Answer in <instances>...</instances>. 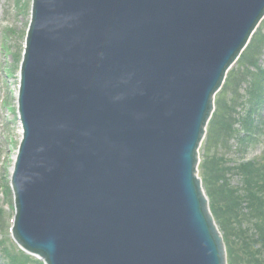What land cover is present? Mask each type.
I'll return each mask as SVG.
<instances>
[{
  "label": "water",
  "instance_id": "95a60500",
  "mask_svg": "<svg viewBox=\"0 0 264 264\" xmlns=\"http://www.w3.org/2000/svg\"><path fill=\"white\" fill-rule=\"evenodd\" d=\"M264 0H32L13 233L46 264H226L197 178Z\"/></svg>",
  "mask_w": 264,
  "mask_h": 264
},
{
  "label": "rangeland",
  "instance_id": "374dc122",
  "mask_svg": "<svg viewBox=\"0 0 264 264\" xmlns=\"http://www.w3.org/2000/svg\"><path fill=\"white\" fill-rule=\"evenodd\" d=\"M31 3L32 0H0V238L3 240L0 243V264H8L11 259L13 262H24V257L13 255L10 242L14 206L10 168L14 164V156L22 136L19 133L17 92ZM256 59L251 67L244 65L240 68L236 64L230 70L234 77H227L215 97L213 115L199 148L198 172L200 179L204 180L202 187L205 194H208L207 187L210 185L208 179V186L206 185L202 171L207 172L208 168L210 175L214 174L215 177L213 186L211 185L216 192L212 194L214 199L207 196L209 207L215 213L217 226L224 239L225 255L229 264H264V246L259 240L255 241L258 232L248 214L252 212L263 219L264 204L253 200L245 202L247 188L242 182L244 175L233 165L239 166V163L257 159L264 154V91L260 104H254L256 100H249L250 90L252 94L259 91L253 82L255 75L264 74V46ZM257 165L264 172V155ZM227 198H232L239 205L237 211L234 210L239 216L232 218L225 226L220 216L228 219L235 215L230 209L231 203L227 205ZM246 241L249 242V248L244 245ZM251 253L257 255L253 260ZM26 264L43 263L36 257H28Z\"/></svg>",
  "mask_w": 264,
  "mask_h": 264
},
{
  "label": "trees",
  "instance_id": "16d2710c",
  "mask_svg": "<svg viewBox=\"0 0 264 264\" xmlns=\"http://www.w3.org/2000/svg\"><path fill=\"white\" fill-rule=\"evenodd\" d=\"M262 26H261V28H259L257 30L256 33H254V35L252 36L248 46L242 52V54H241V56L237 62V67L241 68L244 65H245V67H251L255 63V61L257 60L256 59L257 54L260 53V50L264 46V33H262ZM254 59H255V61H254ZM231 72L228 73V79H229V77H231V78L234 77V74H231ZM253 82L257 86L256 88H259V91L255 92V94H252V92L250 90L249 100H251V99L253 101L256 100L254 102V104H257V102L260 104V102L262 101L261 95H263V91H264V74L255 75ZM256 88H255V90H258ZM249 124L250 123L248 122L247 125L249 126ZM233 165H236L235 167H238L239 170L244 175V181L242 180V182L245 185V187L247 188V191L245 192V195H244L245 199H246L245 202L248 200H253L259 204L260 203L264 204V172H262V169H259V165H257V162L256 161H252V162L249 161V162L239 163V166H238V164H233ZM203 173L205 174L204 179L206 180V185L207 186H208V184L210 185L207 187L208 195L214 199V197L212 196V194L216 193L212 187L213 181L215 178L214 174L211 172V174H213V175H210V173L208 172V168H207V172L203 170L202 174ZM206 175H207V177H206ZM207 179H208V184H207ZM245 182L247 185L245 184ZM227 200H228L227 205L229 203H231V206H230L231 211L235 212L234 211L235 209L237 211L239 205L236 204L232 200V198H227ZM242 210H244V209L242 208ZM254 211L256 212L255 209H254ZM248 214L251 216V221L254 223L255 229L258 232V238L255 241L259 240V243L264 246V229H263L264 218L261 219L260 217L255 216L252 212H250ZM213 215L215 216V213H213ZM238 216L239 215L237 214V212H235V215H233L232 217H229L228 219H224V217H222V216H220V219H221L222 223L225 224V226H226V223H230L232 218H235ZM252 243H254V242H252ZM244 245L246 248L250 247L248 241H246ZM251 256L253 257L251 260H253L257 257V255L255 256L253 253H251ZM22 257H24V262H22V260H18L17 262H13L11 259L12 264H24V263L26 264L28 257H25V256H23V254H21V256L19 258H22Z\"/></svg>",
  "mask_w": 264,
  "mask_h": 264
},
{
  "label": "bare ground",
  "instance_id": "6f19581e",
  "mask_svg": "<svg viewBox=\"0 0 264 264\" xmlns=\"http://www.w3.org/2000/svg\"><path fill=\"white\" fill-rule=\"evenodd\" d=\"M19 133H20V135H21V133H22V129H21V127L19 128ZM14 161H15V156H14ZM12 171H13V166L10 168V172L12 173Z\"/></svg>",
  "mask_w": 264,
  "mask_h": 264
}]
</instances>
